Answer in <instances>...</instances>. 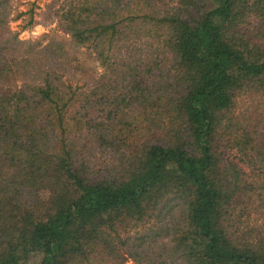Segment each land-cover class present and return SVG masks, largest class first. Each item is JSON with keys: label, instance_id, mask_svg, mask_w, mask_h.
Returning <instances> with one entry per match:
<instances>
[{"label": "trees", "instance_id": "obj_1", "mask_svg": "<svg viewBox=\"0 0 264 264\" xmlns=\"http://www.w3.org/2000/svg\"><path fill=\"white\" fill-rule=\"evenodd\" d=\"M11 7L0 264H264V0H63L30 41Z\"/></svg>", "mask_w": 264, "mask_h": 264}, {"label": "rangeland", "instance_id": "obj_2", "mask_svg": "<svg viewBox=\"0 0 264 264\" xmlns=\"http://www.w3.org/2000/svg\"><path fill=\"white\" fill-rule=\"evenodd\" d=\"M61 1L63 0H12V22L10 24L12 31L17 33L23 41L36 40L45 34L58 32L57 19L54 13ZM19 15L20 18L16 19ZM255 25V20L249 22L246 33L254 35ZM91 66L97 74L101 71L94 63ZM71 81L79 85L83 83L78 78L71 79ZM263 102L264 98L261 95L251 96L248 94L240 97L237 110L242 114L245 123L257 124L256 118H259L260 112L263 110L261 106ZM258 218L261 220L260 222H264V215ZM131 233L134 234L135 230ZM110 262H112L111 259L101 257L96 264H110ZM124 263L127 264L123 258L120 260V264Z\"/></svg>", "mask_w": 264, "mask_h": 264}]
</instances>
